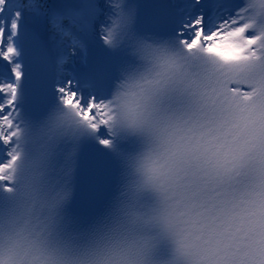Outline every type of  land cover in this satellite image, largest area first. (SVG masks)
Listing matches in <instances>:
<instances>
[{
  "label": "bare ground",
  "instance_id": "1",
  "mask_svg": "<svg viewBox=\"0 0 264 264\" xmlns=\"http://www.w3.org/2000/svg\"><path fill=\"white\" fill-rule=\"evenodd\" d=\"M27 1H33V0H27ZM34 1H36L37 3H39L40 4V2L42 1V0H34ZM35 3V2H34ZM53 21H55L54 19H52ZM63 28H65L64 27V25H62V23H60V22H53V23H51V25H50V30H51V32H54V30L55 31H57V32H59V31H61ZM222 40H224V41H222L223 43L225 42V39L224 38H222ZM221 41V40H220ZM68 42V41H67ZM63 44V43H62ZM63 51V50H62ZM8 52H10L9 50H8ZM64 53H65V51H63V53H62V55H64ZM9 55V54H8ZM7 55V58H9V56ZM68 58V57H67ZM64 60H65V57H64ZM3 134H4V130H0V139L2 138V136H3Z\"/></svg>",
  "mask_w": 264,
  "mask_h": 264
}]
</instances>
